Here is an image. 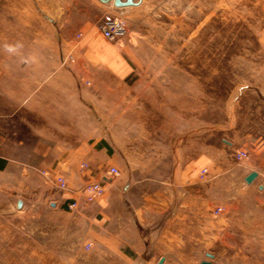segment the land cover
I'll return each instance as SVG.
<instances>
[{"label": "rangeland", "instance_id": "374dc122", "mask_svg": "<svg viewBox=\"0 0 264 264\" xmlns=\"http://www.w3.org/2000/svg\"><path fill=\"white\" fill-rule=\"evenodd\" d=\"M79 1L0 0V67L49 68L57 83L73 84L89 134L108 138L110 152L137 174L168 173L191 139L202 164L236 165L241 148V163H264V0H134L98 21H124L114 42L98 23L82 33L79 19L65 18ZM19 210L30 208H0V264H41L48 237L60 247L61 235L48 236L47 224ZM38 238L46 248L36 249Z\"/></svg>", "mask_w": 264, "mask_h": 264}, {"label": "crops", "instance_id": "0c3cea01", "mask_svg": "<svg viewBox=\"0 0 264 264\" xmlns=\"http://www.w3.org/2000/svg\"><path fill=\"white\" fill-rule=\"evenodd\" d=\"M83 2L65 16L79 19L75 26L82 33L115 10L112 0ZM15 69L0 67V208L11 214L15 205L28 207L16 213L42 220L37 225L47 224L48 236L59 231L62 245L48 237L49 254L41 264H264L261 160L202 164L198 142L194 147L191 139L168 173L137 174L110 152L108 138L89 134L86 101L73 84L57 83L49 68ZM67 74L74 79L73 72ZM57 91H63L58 108ZM258 144L264 147V140ZM111 166L118 176L108 173ZM203 168L208 173L200 180ZM39 170L59 172L68 189L54 190ZM252 171L257 175L247 183ZM86 181L104 187L91 203L73 192ZM72 199L78 206L68 210ZM221 205L225 211L215 215ZM33 242L37 250L46 248L39 238Z\"/></svg>", "mask_w": 264, "mask_h": 264}, {"label": "built area", "instance_id": "2783aa9c", "mask_svg": "<svg viewBox=\"0 0 264 264\" xmlns=\"http://www.w3.org/2000/svg\"><path fill=\"white\" fill-rule=\"evenodd\" d=\"M98 29L101 33V35L109 40V41H116L118 40L122 35L125 34L126 28L124 21H122L119 18H110L103 21H100L98 23ZM232 158L235 161L236 164H240L242 161L248 159V152L245 149H237L232 154ZM81 167H86V163H82ZM39 173L46 178L47 182L52 184L55 188L58 190L64 191L67 190V183L64 179V177L60 174H49L46 173V171H40ZM108 173L112 176H118L120 174V171L111 166L108 168ZM208 173L207 168H203L200 171L199 179L203 180ZM76 195V197L81 198L84 200V202H92L99 196H101L104 193V187L101 181H86L84 184H82L78 189L73 191ZM78 206L76 199H72L67 204V208L69 210H74ZM225 211V207L223 205L217 206L213 213L215 215H219ZM88 246L90 244H87ZM210 264H220L217 261H210Z\"/></svg>", "mask_w": 264, "mask_h": 264}, {"label": "water", "instance_id": "95a60500", "mask_svg": "<svg viewBox=\"0 0 264 264\" xmlns=\"http://www.w3.org/2000/svg\"><path fill=\"white\" fill-rule=\"evenodd\" d=\"M102 2H109L110 0H100ZM112 4L115 7H125V6H129V5H133L135 4L134 0H112ZM256 172L252 171L250 172L246 177H245V181L247 183L251 182L255 177H256ZM18 205H20V203L18 202ZM201 264H210L209 261H203Z\"/></svg>", "mask_w": 264, "mask_h": 264}, {"label": "clouds", "instance_id": "9594fccd", "mask_svg": "<svg viewBox=\"0 0 264 264\" xmlns=\"http://www.w3.org/2000/svg\"><path fill=\"white\" fill-rule=\"evenodd\" d=\"M9 50L11 51L12 49L10 48Z\"/></svg>", "mask_w": 264, "mask_h": 264}]
</instances>
